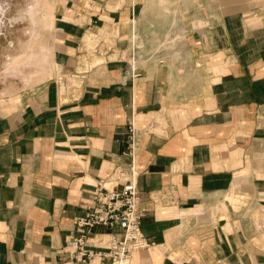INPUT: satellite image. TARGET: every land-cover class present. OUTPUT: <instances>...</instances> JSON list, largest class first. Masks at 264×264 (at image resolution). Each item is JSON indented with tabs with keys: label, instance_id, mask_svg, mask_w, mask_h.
<instances>
[{
	"label": "crops",
	"instance_id": "obj_1",
	"mask_svg": "<svg viewBox=\"0 0 264 264\" xmlns=\"http://www.w3.org/2000/svg\"><path fill=\"white\" fill-rule=\"evenodd\" d=\"M108 6L118 4L54 5L53 63L71 73L85 34L109 16L120 44L142 40L140 76L112 62L65 103L56 81L0 98V264H111L72 259L68 241L98 181L116 188L121 173L132 176V118L153 245L129 264H264V236L247 211H264V0ZM238 195L245 205L236 210Z\"/></svg>",
	"mask_w": 264,
	"mask_h": 264
},
{
	"label": "rangeland",
	"instance_id": "obj_2",
	"mask_svg": "<svg viewBox=\"0 0 264 264\" xmlns=\"http://www.w3.org/2000/svg\"><path fill=\"white\" fill-rule=\"evenodd\" d=\"M58 1L0 0V98L18 94L20 91L30 89L44 81H56L59 97H61L59 98L60 102H63L62 95L67 91L70 92V98L68 97L67 101L74 100L81 95L82 88L79 92L73 91V87L77 83H72L75 77L71 74L78 71L80 58L86 53L90 57H97L98 60L87 68L89 71L84 73L85 77L97 66L112 62L129 65V69L132 70V74H130L132 77L134 76L133 71L138 72L135 70L137 65L134 67L133 53H139L140 49L143 48L142 40L138 38L136 33V37L131 38L129 44H120L119 42L122 40L120 22L108 16L107 21H104L100 28L92 30L91 43L87 44L83 37L79 46L75 69L71 73L61 74L60 69L53 63L52 52L48 43L54 34V28H52L55 20L54 5L56 6ZM113 1L118 6H108L110 12L113 9L128 5L134 11L135 7L143 0ZM208 16L211 18L210 15ZM105 29L107 33H105ZM135 38L137 40L132 45L131 43ZM85 77H78L81 80L79 85L82 84L83 86ZM239 199L238 195L234 201L232 200L236 210L240 209L239 206L245 205L244 200L241 203ZM247 211L253 213L257 231L264 236V211L251 206L247 207Z\"/></svg>",
	"mask_w": 264,
	"mask_h": 264
},
{
	"label": "built area",
	"instance_id": "obj_3",
	"mask_svg": "<svg viewBox=\"0 0 264 264\" xmlns=\"http://www.w3.org/2000/svg\"><path fill=\"white\" fill-rule=\"evenodd\" d=\"M84 73L76 71L71 74L75 77L72 83ZM133 74L135 77L140 75L135 71ZM77 84L73 91L79 92L82 84ZM67 93L70 96V92ZM136 135L132 118L127 129L126 151L131 161L132 176L123 177L124 172L121 173V185L116 188L107 187L105 179H100L86 205V211L74 220L76 230L68 241V247L70 257L76 261L89 262L101 257L109 258L111 264H129L134 252L153 245L142 229L144 214L135 179Z\"/></svg>",
	"mask_w": 264,
	"mask_h": 264
},
{
	"label": "bare ground",
	"instance_id": "obj_4",
	"mask_svg": "<svg viewBox=\"0 0 264 264\" xmlns=\"http://www.w3.org/2000/svg\"><path fill=\"white\" fill-rule=\"evenodd\" d=\"M206 21V20H205ZM200 25V24H199ZM105 26V25H104ZM205 25H203V27H204ZM207 26V25H206ZM107 27V26H106ZM108 28V27H107ZM111 28V27H110ZM116 28H117V26H116ZM115 28V29H116ZM193 28V27H192ZM113 29H114V27H113ZM119 29V28H118ZM101 30V29H100ZM106 30V29H105ZM196 30V29H195ZM99 31V30H98ZM102 31V30H101ZM100 31V33H102ZM115 31H117V30H115ZM203 31V30H202ZM92 32L93 31H90V32H88V33H86L85 34V36H84V40L86 41V43L87 44H89V43H91V41H92ZM119 32V31H118ZM204 32V31H203ZM105 33H107V30H106V32ZM115 33V32H114ZM109 35V34H108ZM115 35V34H114ZM205 35V34H204ZM113 36V35H112ZM111 38V37H110ZM114 39V38H113ZM116 39V38H115ZM93 40H94V38H93ZM110 40V39H109ZM108 40V41H109ZM117 41V40H116ZM114 43H115V41H113ZM89 47V46H88ZM87 47V48H88ZM134 55H137L138 53H133ZM88 55V53H86L85 55H83L81 58H80V61H79V65H78V72H87V71H89V69H87V68H89L92 64H94V63H96L97 62V60H98V58L97 57H90L89 55ZM137 57H134V61H135V64H134V66H136L137 65ZM62 74V73H61ZM60 76H63V75H60ZM81 77H84L83 75L81 76ZM75 82L76 83H80L81 82V80H80V78H76V80H75ZM60 87V86H59ZM61 88V87H60ZM59 93V92H58ZM68 97H69V94L67 93V92H64V94L62 95V99H63V102L62 103H65L67 100H68ZM59 98H61V97H59ZM70 98V97H69ZM123 264V263H122Z\"/></svg>",
	"mask_w": 264,
	"mask_h": 264
}]
</instances>
